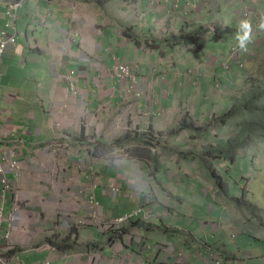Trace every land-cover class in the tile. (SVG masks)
I'll return each mask as SVG.
<instances>
[{
    "label": "crops",
    "instance_id": "0c3cea01",
    "mask_svg": "<svg viewBox=\"0 0 264 264\" xmlns=\"http://www.w3.org/2000/svg\"><path fill=\"white\" fill-rule=\"evenodd\" d=\"M245 5L252 25L264 23V0H22L16 28H8L16 43L5 48L0 66V162L15 159L20 165L18 171L7 169L12 188L5 197L0 182V250L7 261L180 264L176 257L190 249H183V235L168 237L163 228L194 236L206 229L202 220L218 205L212 185L200 172L182 171L180 163L175 164L177 177L160 169L153 175L145 139L112 143L128 132L156 130L176 148L182 141L175 135L183 138L189 132L174 133L184 107L204 122L213 106L232 104L235 96L215 89L217 81L233 88L244 77L235 64L225 68L231 48L240 51L239 61L253 66L252 72L263 67L260 31L252 33L247 51L237 46ZM10 19L0 0V33ZM182 26L207 30L197 39L200 49L190 41L165 42ZM117 62L137 65L131 80L114 73ZM113 182L122 187L118 196L107 186ZM92 195L101 202L97 215L115 217L143 205L149 225L133 221L119 232L69 228L74 217L92 212ZM226 215L227 228L249 232L234 223L237 215ZM159 219L165 223L156 229ZM51 232L57 234L49 237ZM157 236L171 242L163 244ZM254 241L251 248L259 254L251 260L264 263V233ZM196 253L185 264L218 259ZM238 256L239 263L251 261ZM92 257L97 259L93 263Z\"/></svg>",
    "mask_w": 264,
    "mask_h": 264
},
{
    "label": "rangeland",
    "instance_id": "374dc122",
    "mask_svg": "<svg viewBox=\"0 0 264 264\" xmlns=\"http://www.w3.org/2000/svg\"><path fill=\"white\" fill-rule=\"evenodd\" d=\"M243 1V0H242ZM242 17V13L240 14ZM254 26L256 27L257 31H260L259 36H264V29H260L258 26L259 24H253L252 25V33L254 32ZM184 27V26H182ZM186 27V26H185ZM190 27V26H187ZM180 30L177 32L179 34ZM177 34V35H178ZM257 38H255L256 40ZM240 52V51H239ZM254 54L256 55L257 52H252V57L254 58ZM257 56V55H256ZM260 64L263 65L262 69L256 74L255 72H252V67L249 66V63L246 61V68L243 69L244 73L241 76L245 77L241 79V81L236 84L233 88H228L227 86H224V88L219 89L217 86L215 89H218V92H225V95H229L231 97L235 98V101L232 102V104L229 106L226 105L224 109H219L217 106H213L212 111L214 112L210 118L204 122L200 120L194 119L192 116V110L189 107H184L182 109V115H186L188 117L187 121L191 122L194 129H200L203 127H206V133L198 134L196 131L194 132H188V134L181 138L180 135H175V137L182 142L180 143V146L176 148H171L168 146L170 137L167 135H160L156 136L158 138L157 141L153 142L150 146L151 150V159L150 161L153 162L150 163V170L152 171L153 175L161 174L160 170L166 171L170 177H177L178 174L175 173L176 171V163H180L182 165V171H187L186 173L193 171H197L202 173V177H206L205 180L206 184L212 185V196L214 198V201L218 203V207L222 212H227L228 214H234L238 216V220L235 221V224H240L238 226L241 230V228L244 230H249V232H245L246 234L241 233L238 231L239 229L235 227H228L225 226L221 228L220 230H224L225 237L228 238V240L225 241L226 247H235V249H232L229 253H231L232 256H235V259L233 261H224L221 258H218V264H244L243 262L239 263L241 260L239 259L238 253L241 255L243 261L245 260H251L255 259V257L258 256L259 253H257L256 250H253L251 247L252 245L255 247V241L254 237L261 238L262 234L264 233V143L261 141L255 139L254 135L253 137L250 136V132L247 134L248 136H240L237 139L236 135H242V128H254V123L251 121L254 119V117H247V113L251 112L248 109H257L260 111L259 113H264V100L260 99L261 102L258 103L257 101H254V99L248 98L247 102L241 100V93H243L244 89H249L254 92L255 88L253 87V83L258 82L260 87L262 86V93L259 96H264V56L260 59ZM244 62L241 61V65ZM235 63H231L230 65H226L225 67L229 68L231 70V65ZM135 65V64H134ZM137 66V65H135ZM238 70V69H237ZM157 73L154 74V76ZM159 78L161 79L160 75ZM242 78V77H241ZM245 82H248V87L245 86ZM258 85V86H259ZM241 101L240 107L237 109L235 113V117L237 118L238 122L236 124V120L231 121V123L227 125H222L223 123H218L217 119L223 115H225L229 108L236 103L237 100ZM222 101V100H221ZM220 101V102H221ZM254 101V104H253ZM219 102V103H220ZM254 107L252 108V106ZM263 112H262V111ZM245 119V121H244ZM241 120V123L239 122ZM229 121V122H230ZM243 121L245 122V127H242ZM154 134H158V131L151 130ZM169 134V133H168ZM246 137V138H245ZM229 139H235L237 141L236 143L229 142ZM178 143L177 141L174 142V145ZM222 151L224 155L226 154L225 159H220L217 155V150ZM244 156L247 157L248 160L244 161L247 166H244L242 168V171L246 172L249 171V174H243L239 175L236 173L238 172L240 162H231L234 160H242L244 159ZM253 159L254 161L251 163L250 159ZM175 160V163H172ZM163 161L164 164H160V162ZM192 162L194 165L193 167L188 166V163ZM236 169V170H235ZM243 172V173H244ZM219 176L221 178V186L217 187L215 183H213V180L215 177ZM110 190L112 191V194L115 196H118L122 192V187L119 183L113 182L110 185H107ZM217 187V188H216ZM225 191V189H227ZM228 192L227 194H225ZM223 194V195H222ZM78 198L79 196L76 195ZM94 197L93 201L91 202V213L89 212L87 216H82L77 218H73L74 223L69 226L72 227L73 225H76L78 228L80 226H92L95 228H98L102 231L108 230L113 231L117 230L118 232L122 229H124L129 223H132L133 221L139 222L140 224L143 223L144 225L148 223V213L144 211L145 207L142 205L140 207L134 208L133 210H130L126 213L117 215L115 217H109L104 215H97L94 210H98L101 212V202L96 201V196L92 195ZM224 196V198H223ZM243 198L244 201L239 200V198ZM234 198V199H231ZM82 200V199H81ZM242 207H246V210ZM143 208V209H142ZM140 209V215L126 220L129 218L132 214L137 212V210ZM103 211V210H102ZM173 214H175L174 211H172ZM218 214H220V211H217ZM127 215V216H126ZM72 217V216H71ZM71 217L69 219H71ZM256 218V219H254ZM126 220V221H125ZM202 220V223L204 225L208 224V221ZM252 222L249 224V222ZM256 221V222H255ZM162 223H165L163 220L159 219L158 222L155 223L156 229L163 228ZM256 225V226H255ZM259 225V226H257ZM199 226V224H198ZM220 226V225H219ZM236 226V225H234ZM81 229V228H80ZM164 233L166 236H171L176 234L173 230L165 231L163 228ZM173 231V233H171ZM69 234L74 233V231H68ZM67 232V233H68ZM66 233V234H67ZM180 234L179 232H177ZM57 233L51 232L49 237H52L56 235ZM157 239H161L163 244L170 243L171 241H164L162 240L161 236H157ZM242 242V243H241ZM117 243V242H116ZM115 243V244H116ZM153 242L148 243L149 249L153 247ZM241 243V244H240ZM250 246H246V245ZM157 247L162 248L163 245L155 244ZM177 246V244H176ZM260 248L262 247L261 244H259ZM198 248L195 247V249L191 248L189 251L182 253L179 258L176 257V261L180 264H185L189 257L192 255H197L196 251ZM263 250L261 249V252ZM0 256L4 258V251L0 250ZM92 256V255H91ZM99 257V255H98ZM203 259V256H201ZM141 259V256H139ZM211 258L217 259L216 255L211 256ZM258 258V257H257ZM256 258V259H257ZM202 259H196L195 261L198 263H203ZM97 259L92 257V263L96 261ZM205 262V261H204ZM188 264V263H187ZM209 264H216V261H213ZM247 264H264L262 260H251L248 261Z\"/></svg>",
    "mask_w": 264,
    "mask_h": 264
},
{
    "label": "trees",
    "instance_id": "16d2710c",
    "mask_svg": "<svg viewBox=\"0 0 264 264\" xmlns=\"http://www.w3.org/2000/svg\"><path fill=\"white\" fill-rule=\"evenodd\" d=\"M248 9L247 6H244V9L242 10V12ZM207 30L200 28V27H182L180 29V32L177 36H170L168 38L165 39V42L169 45L175 44V42H182V41H187V42H191V44L193 45L194 48L196 49H200V45L197 42V39L200 35H203L206 33ZM258 82L253 83V87H256L254 92L249 90V89H244L243 93H241V100L243 101H248V98L254 99V101H257L258 103L261 102L260 99L264 100V96H259L262 93V86L260 87V85ZM233 101H235V98L233 99ZM253 101V104H254ZM241 105V101L240 99L236 101V103H234L230 108L229 111L219 117L217 119L218 123H225L227 120H229L230 118H232L233 115H235L237 109L240 107ZM255 105V104H254ZM254 105L252 106V108L254 107ZM251 112L247 113V117H254L253 120H251L254 123V128H242V135H236L237 139L240 136H248L247 134L250 132V136L255 137V139L257 140H261L262 143H264V113H259L260 111H258L257 109H248ZM264 110V109H263ZM262 111V110H261ZM263 112V111H262ZM188 117L186 115H182V117L180 118L178 125L175 129L176 130H189L191 132L196 131V133L201 134L204 133L206 131V127L200 128V129H194L192 123L189 121H187ZM245 121V119H244ZM242 123V127H245L244 122ZM245 137V138H246ZM145 139L144 144L146 145V150L149 152L147 156H149V158L151 159V152L149 150V146L151 144H153V142L157 141L158 138L151 132H146V133H141V134H137L136 132H128L127 134H125L122 137H119L117 139L113 140L112 145H115L117 143H121V142H128L130 140H142ZM235 139H229V142H233L236 143L237 141H235ZM108 147L106 146H102L100 148V150L102 152L107 151ZM217 155L221 158L226 157V154L224 155V153H222L221 149L217 150ZM232 162V160H231ZM233 163V162H232ZM248 164H246L244 162V166H247ZM236 170V169H235ZM240 174L239 169L238 172L236 173ZM221 182V178L219 176L215 177V179L213 180V183H215V185L217 187H220L222 184ZM229 192V190H228ZM228 192H226L225 194H227ZM223 195V194H222ZM224 197V196H223ZM234 199V198H231ZM239 200L244 201L243 198H239ZM243 209L246 210V207H242ZM213 210L214 213L212 216L208 217L207 219H205L206 221H208L209 223L207 224V228L204 230H200V231H195L196 236L192 235V234H187L184 235V232L182 231L181 228H164L165 231L168 230H173L175 232H179L181 235H183L182 237L184 238V247L183 249H191L192 246H195L196 248H198V252L201 256L205 257L207 253H209V255H217L218 258L223 259L225 262L226 261H233L235 259V256H232L231 253H229L227 251V247L225 244V241L228 240V238L225 237V232L224 230H220L221 228H223L225 226L224 221H228L229 219L227 218L226 212H222L220 210V208L216 205L213 204ZM217 211H220L221 213L218 214ZM222 218L223 222L220 223L219 219ZM197 225V223H196ZM220 225V226H219ZM173 231H171V233H173ZM70 244H68L69 246ZM191 247V248H190ZM232 248V247H231ZM184 253V252H183ZM233 264V263H231Z\"/></svg>",
    "mask_w": 264,
    "mask_h": 264
},
{
    "label": "built area",
    "instance_id": "2783aa9c",
    "mask_svg": "<svg viewBox=\"0 0 264 264\" xmlns=\"http://www.w3.org/2000/svg\"><path fill=\"white\" fill-rule=\"evenodd\" d=\"M7 5L8 14L10 15L11 19L7 21L6 28L1 31V42H0V66L3 61L4 56V50L5 48L10 44L16 43V36L14 33H9L8 28L15 27V20L17 17V12L20 6L22 5V0H4ZM249 16V10L245 9L242 12V17L247 18ZM14 19V20H13ZM136 66L134 64L129 63H120L117 62L114 65V73L121 79L125 81H129L134 77ZM1 76V75H0ZM0 116H1V108H0ZM7 169H12L14 171H18L20 169L19 162L15 159L10 160L7 164L0 162V173H1V184L3 186V194L4 197L6 196L7 192L12 188V184L6 174ZM94 197L91 198V201H93ZM141 210L138 209L137 212L132 214L129 218L126 220L132 219L133 217H136L140 215ZM127 216V215H126ZM125 220V221H126ZM0 264H11L9 261H7L5 258H0Z\"/></svg>",
    "mask_w": 264,
    "mask_h": 264
},
{
    "label": "clouds",
    "instance_id": "9594fccd",
    "mask_svg": "<svg viewBox=\"0 0 264 264\" xmlns=\"http://www.w3.org/2000/svg\"><path fill=\"white\" fill-rule=\"evenodd\" d=\"M249 10V9H248ZM242 13V11H241ZM251 17V11L249 10V16L245 19L243 17L240 16V24H239V28H238V31H237V34H236V40H237V46L239 47L240 50L242 51H247V45L251 42L252 40V24L251 22L249 21V18ZM260 29H264V23H261L259 24L258 26ZM254 32H258L256 30V27L254 26ZM238 53H239V50L235 47L231 48V51H230V55H229V59L226 61V65H230L231 63H235L236 65V68H239L240 70H243L246 68L245 66V63H243L242 65L240 64L241 62L239 61L238 59ZM130 64V63H129ZM226 69H229L227 67H225ZM135 74V72H134ZM245 77V75H244ZM243 77V78H244ZM194 80H197L196 78H194ZM218 87V88H222V84L221 82L217 81L216 84H215V87ZM234 121L236 120V124L238 122L237 118L235 117V115L232 116V118H230L229 120H227L225 123H223L222 125H227L228 123L230 124L231 121ZM230 121V122H229ZM241 123V120L239 121ZM227 123V124H226ZM176 129V128H175ZM181 129L179 130H174V133H177L178 131H180ZM151 130H146V132H149ZM183 131V130H181ZM185 131H189V130H185ZM133 132V131H132ZM144 132V133H146ZM152 132V131H151ZM191 132V131H189ZM153 133V132H152ZM160 132H158V134H154L155 136H160L162 134H159ZM127 134V133H126ZM124 136V135H123ZM122 137V136H121ZM119 138V137H118ZM261 141V140H259ZM220 159H224V158H221L219 157ZM248 160L246 156H244V159L242 160H234L232 162H240V166H239V172L240 174L239 175H243V174H249V171H242V168H244V161ZM254 160L251 158L250 159V162L252 163ZM248 167V166H247ZM244 172V173H243ZM217 188V187H216ZM227 189H225V191H227ZM242 198V197H241ZM96 201H98V199H96ZM99 202V201H98ZM139 216V215H138ZM137 217V216H136ZM135 218V217H133ZM216 261V264H218V259L215 260Z\"/></svg>",
    "mask_w": 264,
    "mask_h": 264
}]
</instances>
